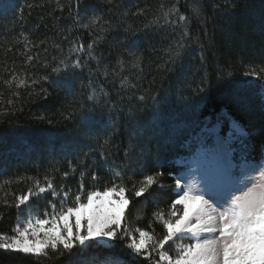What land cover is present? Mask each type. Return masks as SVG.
<instances>
[{
	"label": "trees",
	"instance_id": "trees-1",
	"mask_svg": "<svg viewBox=\"0 0 264 264\" xmlns=\"http://www.w3.org/2000/svg\"><path fill=\"white\" fill-rule=\"evenodd\" d=\"M60 4L62 8L56 0H0V108L7 107L8 98L17 91L4 84L13 71L30 79L49 78L33 86L37 92L47 89L46 98L21 88L13 105L16 111L0 116V181L25 178L11 185L12 193L27 191L31 185L27 177L43 181L50 176L57 191L63 185V191L71 189L75 194L81 183L85 192L111 186L113 170L121 171L128 188L145 174L162 173L160 186L141 197L126 193L130 204L125 211L132 228L159 235L163 229L154 214L161 210L167 214L175 199L174 177L185 172L177 160L193 156L201 140L212 147L213 136L225 137L235 122L246 135L236 134L231 142L232 161L237 166L260 161L264 73L260 79L245 73L264 68V0H80L83 21L101 17L98 27L89 30L73 20L76 0H71L72 14L69 0ZM174 4L190 19L189 35L183 41V29L163 19V12ZM193 5L201 9L200 18L193 17ZM140 10L142 15H134ZM157 18L159 22L152 23ZM100 24L107 30L101 32ZM94 39L95 59L85 51L80 53L82 62L87 60L82 69L52 72L68 57L72 42L87 49ZM181 42L186 47L173 64L169 49ZM130 51L141 57L139 67L131 64ZM28 55L34 59L26 63ZM74 59L75 54L68 62ZM45 61L47 68L42 66ZM90 95L95 98L89 100ZM70 162L75 172H70ZM65 172L70 174L65 177ZM94 174L98 179L93 180ZM36 203L45 213L52 211L50 203L59 208L60 200L48 192L43 202ZM16 222L17 209L0 206V233L10 234ZM117 243L119 251L123 245ZM168 250L173 253V248ZM105 251L90 248L84 256H103ZM49 253L50 259L37 262L0 250V264H71L79 255L78 250L71 256Z\"/></svg>",
	"mask_w": 264,
	"mask_h": 264
},
{
	"label": "snow or ice",
	"instance_id": "snow-or-ice-1",
	"mask_svg": "<svg viewBox=\"0 0 264 264\" xmlns=\"http://www.w3.org/2000/svg\"><path fill=\"white\" fill-rule=\"evenodd\" d=\"M56 3L57 7H63L60 0H56ZM79 7L80 0H76L73 15L76 26L85 30L96 29L101 17L95 15L83 21ZM191 10L193 17H201L199 7L193 5ZM19 11L22 18L23 9ZM69 13H73L71 0ZM137 14L142 15L143 10L134 15ZM163 19L165 24L183 29L181 41L188 37L190 19L181 14L175 4L163 12ZM158 22L159 18L152 23ZM99 30L103 32L107 29L100 24ZM96 39L88 43L87 49L83 44L72 42L68 57L75 54L76 59L69 63L68 57H65L52 67V72L60 75L69 69H82L87 60L82 62L80 53L86 51L88 57L95 59L92 52ZM28 43L26 40L25 52L30 51ZM185 47L181 42L174 50L169 49L173 64L181 57ZM129 55L133 56L131 64L139 67L141 57L131 51ZM33 59V56L28 55L26 63ZM119 63L123 67L124 61ZM42 66L47 68L49 64L45 61ZM261 73H264V68L260 72L252 69L245 75L260 79ZM48 79V76L30 79L13 71L11 78L5 80L4 84L10 91L14 85L17 91H13L8 98L7 107L0 108V116L16 111L13 105L19 99L18 90L21 88H31L29 95L46 98L49 95L47 89L41 88L37 92L33 86ZM261 88L264 89V82ZM2 97L3 93H0V104L3 103ZM94 98L91 95L88 97L89 100ZM156 102L157 97H153V103ZM38 119L43 120L45 117L40 116ZM236 132L241 136L246 135L240 128ZM229 140L217 137L215 147H207L203 140L200 141L201 147L190 162L193 171L203 173V182L195 179L182 182L181 177H174L175 199L167 214L162 210L154 214L156 222L163 229L159 235L154 230L149 232L132 228L125 209L130 204L126 193L141 197L154 186H160L162 173L145 174L139 181H133L132 187L128 188L121 171L113 170L111 186L85 192L81 183L75 194L71 189L63 191V185L57 191L53 178L47 175L43 181L27 177L31 185L23 194H14L10 188L13 183L22 182L24 177H17L15 181H0V206L17 209V222L11 233H0V250L19 253L37 262L42 258L50 259L49 250L57 257L71 256L74 250H78L79 255L71 264H139L136 259L138 257L148 261V264H264V157L251 165L238 167L232 163ZM108 143L109 140L105 139L104 144ZM131 150V147L126 149V154ZM101 157L103 158V152ZM69 169L70 172L76 171L71 162ZM69 174L65 172L64 176ZM84 175L81 172L82 178ZM117 178L119 183L116 182ZM96 179L98 177L94 174L93 180ZM5 185L9 186V190L5 191ZM48 192L60 200L59 208L50 203L51 213L45 212L42 218L33 215L30 201ZM60 192H63L62 197ZM9 196H12L11 200L8 199ZM24 211L28 213L27 219L20 215ZM149 227L151 228V223ZM184 240L190 242L183 243ZM117 242L123 245L119 251L117 249L120 245ZM169 247L173 248V253L169 252ZM90 248L106 251L103 256L94 254L85 257L84 254Z\"/></svg>",
	"mask_w": 264,
	"mask_h": 264
},
{
	"label": "rangeland",
	"instance_id": "rangeland-1",
	"mask_svg": "<svg viewBox=\"0 0 264 264\" xmlns=\"http://www.w3.org/2000/svg\"><path fill=\"white\" fill-rule=\"evenodd\" d=\"M262 93H264V89H262ZM263 98H264V94H262ZM239 128L238 125H236L235 123H232V127H231V130L228 131L227 135L225 137H220L218 135H215L213 137V145L212 147H215L216 146V140H217V137H219L221 140H229V138L231 137V139L229 140V149L231 151V154H232V147H231V142L234 140V137L236 136L237 132H236V129ZM262 156L264 157V152L262 154ZM191 158L192 156L190 157H187V158H181V159H178L177 160V164L181 167H185V172L183 173V175H181L180 177L182 178V182H186L188 180H192V179H195V180H198V181H201L203 182V173L202 172H196V171H193V165L192 163L190 162L191 161ZM232 160V159H231ZM232 163L235 165V163L232 161ZM253 163H250V162H241L238 167L240 166H247V165H251ZM46 194V193H45ZM43 194L41 197L39 198H33L31 201H30V206H31V212L33 215H36V216H40L41 218L44 216L45 213H43L42 211H39L38 208L36 207L35 204L36 201H40V202H43L44 201V195ZM115 199V198H114ZM182 208V207H181ZM126 211V209H125ZM48 213H51V212H48ZM27 211H24V212H21V216L24 218V219H27Z\"/></svg>",
	"mask_w": 264,
	"mask_h": 264
}]
</instances>
